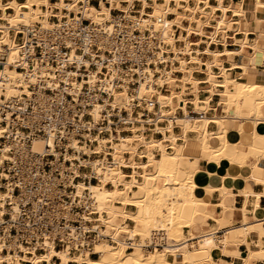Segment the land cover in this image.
Instances as JSON below:
<instances>
[{
  "label": "bare ground",
  "instance_id": "6f19581e",
  "mask_svg": "<svg viewBox=\"0 0 264 264\" xmlns=\"http://www.w3.org/2000/svg\"><path fill=\"white\" fill-rule=\"evenodd\" d=\"M99 1L94 6L90 0H0V48L5 45L8 49L6 66L0 68V81L2 76L6 80L0 84V94L9 98L21 92L29 93L27 86L34 82L36 72L48 68L28 64L21 72L10 67L21 56L19 30L24 32L23 42L29 37L28 30L40 26L56 29L81 19L91 21V26H104L113 31L116 16L120 14H114L116 10L129 20L139 21L141 29L159 32L167 45L162 47V52L171 53L167 57L171 64L169 68H157L158 75L150 71L132 92L127 84L129 78H124L122 89L113 91L111 104L131 113L135 99L148 102L145 107L150 110L149 102L156 101L165 123L152 128L135 123L127 129L129 133L117 130L109 135L90 136L92 141H97L91 146L74 144L77 150L96 154L93 166L100 175L99 182L88 187L95 198L94 210L100 212L106 226L103 232L113 237L115 243L103 238L91 249L71 252L72 245L58 250L47 240L43 253L27 247L23 250H31L32 255L0 252V264H25V261L31 264H221L215 261L212 252L221 246L222 253H227L229 239L217 236L215 230L194 232L196 216H208L207 209L216 207L208 200L214 189L205 185L202 189L206 196L199 194L197 177L218 174L222 161L226 160L238 166H250L256 182L264 184V170L260 166L264 159V131L259 128L264 125V75H252L246 63L232 62L230 67L225 66L224 57L230 59L235 53L243 54L248 42L240 41L241 49L236 51L227 47L226 36L218 39L221 32L238 23L227 17L231 7L224 0ZM244 2L240 3L242 7L232 10L235 16L244 14ZM194 36L197 40L192 39ZM215 44L225 48L214 49ZM252 46L264 56V44L262 48ZM235 68L243 71L235 72ZM196 73L204 76L198 77ZM106 75L113 79L117 71H108ZM203 83L208 91L205 97L200 94ZM189 86L191 94L187 91ZM214 100L216 103L212 104ZM100 108L96 104L91 111L95 121L100 118ZM221 109L224 110L221 112ZM210 111H213L211 115ZM191 112L202 116L190 117ZM228 121L237 123L235 132L240 137H250L253 141L249 144L233 141L229 137ZM211 123L216 125L214 129H210ZM5 128L0 125V137ZM190 131L196 133L195 137H188ZM156 133L161 136L156 137ZM48 142L52 144V138ZM43 145L44 141L39 138L33 148L41 151ZM202 152L209 154L205 160L207 165L215 168L203 169L190 164L189 160L195 158L199 166ZM250 156L254 159L249 160ZM111 159L112 164H108ZM100 164L105 169L99 168ZM227 176L224 172L222 179ZM77 188L80 195L86 185L79 183ZM220 191L225 193L224 189ZM7 197L11 193L0 190V199ZM127 205L136 210L127 209ZM129 219L132 223L126 225ZM253 225L258 233L253 244L245 227L233 229L237 246L245 243L248 247L246 256L232 254L236 263L242 260L243 264H253L262 260L264 264V221ZM155 234H162L166 243L163 247H146V240ZM92 251L99 256H91Z\"/></svg>",
  "mask_w": 264,
  "mask_h": 264
},
{
  "label": "built area",
  "instance_id": "2783aa9c",
  "mask_svg": "<svg viewBox=\"0 0 264 264\" xmlns=\"http://www.w3.org/2000/svg\"><path fill=\"white\" fill-rule=\"evenodd\" d=\"M116 14L113 31L81 19L56 29L40 26L28 30L26 42L22 40L24 32L17 33L22 41L21 56L10 67L21 72L28 64L48 68L36 72L34 82L27 86L29 93L9 98L0 94V125L6 127L0 137V190L11 193V197L0 199L4 203L0 204L2 253L32 255L31 250H23L25 247L43 253L47 240L58 250L70 244L71 252L91 249L103 238L115 243L103 232L106 226L100 212L94 210L95 198L88 187L99 182L100 175L93 166L96 154L77 150L74 144L91 146L97 141L90 136L112 131L129 133L127 129L135 123L149 128L163 125L165 120L156 101L149 102L150 110L145 107L148 102L135 99L131 113L111 101L113 91L125 84L124 78H129L132 92L150 71L158 75L157 68H169L171 64L167 59L171 53L162 52L167 45L159 32L141 29L139 21L127 19L120 11ZM7 50L5 45L0 48L2 69L7 63ZM113 70L117 75L110 79L106 72ZM5 81L2 76L0 84ZM153 86L159 87L155 83ZM96 104L101 106L98 121L91 113ZM39 138L44 145L36 151L33 144ZM79 183L86 188L77 195ZM164 239L162 234H155L146 240V247H163ZM91 256L99 254L92 251Z\"/></svg>",
  "mask_w": 264,
  "mask_h": 264
},
{
  "label": "crops",
  "instance_id": "0c3cea01",
  "mask_svg": "<svg viewBox=\"0 0 264 264\" xmlns=\"http://www.w3.org/2000/svg\"><path fill=\"white\" fill-rule=\"evenodd\" d=\"M241 2L242 0H224V3L231 7L227 12V17L234 19L238 23L231 24L228 31L219 34L218 39L223 40L226 36L227 47L232 50H240V41L244 40L248 42L246 45L249 47L245 45L243 54L235 53L230 59L224 57V64L230 67L232 62L246 63L249 73L254 76H262L264 75V56H262L259 51H255L252 45L255 44L259 48H262L264 44V0H245L243 4L244 14L235 16L232 10L239 8V6L242 7V4H240ZM92 4L98 6L97 3ZM212 48L222 50L225 47L222 44H215L212 45ZM241 71H243V69L235 68V72ZM200 86L203 87L202 84ZM214 103H216L215 100L212 104ZM223 110L224 109H221V112ZM209 113V115H211L213 111ZM226 125L229 128V137L233 141H243V143L246 144L253 141L250 137L242 138L240 134L235 132V128L237 127L236 122L228 121ZM209 127L210 129H214L216 125L211 123ZM259 128L261 131H264V125H260ZM176 132H178V129H176ZM195 134V132L190 131L188 137H195ZM159 136H161V134ZM202 153V160L199 166L195 158L189 160L190 164H196L197 167L203 169H207V167L212 169L215 168L214 166L207 165L205 161L209 154L207 152ZM251 157L254 156H250L249 160L254 159ZM260 166L264 170V159L260 161ZM220 168L219 173L216 175L208 176L203 179L199 176L197 177L199 183L197 191L199 194L206 196V191L202 189L205 185L214 189L211 195L208 196V200L216 205V207L214 209H207L208 212H206L209 214L208 216L205 214L196 216L194 232L199 233L205 230H215L217 236L227 237L230 241L225 248L227 253H222L223 249L221 246L215 249L212 252L214 253L213 256L215 261L221 262V264H243L242 260L236 263L232 254L241 253L243 256H246L248 254V247L245 243L237 246L234 242L236 234L233 229L245 227L248 232V240H251L252 244L256 241L258 233H255L253 224L254 222L264 221V184L256 182L252 174V168L248 165L238 166L237 164L224 160ZM224 172L228 175L226 179H222V174ZM221 189H224V194L220 191ZM128 206L132 205H127V209ZM210 208L212 207L210 206ZM135 210L136 207L131 211ZM245 218H247V221H245ZM127 220L126 225H130L127 223ZM253 264H263V261L256 260Z\"/></svg>",
  "mask_w": 264,
  "mask_h": 264
},
{
  "label": "rangeland",
  "instance_id": "374dc122",
  "mask_svg": "<svg viewBox=\"0 0 264 264\" xmlns=\"http://www.w3.org/2000/svg\"><path fill=\"white\" fill-rule=\"evenodd\" d=\"M210 1V0H209ZM136 8H139L138 7V4H137V7ZM10 10V9H9ZM117 13V11H115L114 12V14H116ZM209 31V30H208ZM193 40H197V37L196 36H194L193 38H192ZM204 47V44H202L201 45V48H203ZM216 48V47H215ZM202 73H196V76H198V77H203L202 75H204V74H202ZM177 75L178 76H182V74L181 73H177ZM203 85V87H201V91H200V94H201V96H203V97H205V96H207L208 95V91L206 90V84H202ZM191 86H189V88H187L188 90V93L189 94H191ZM189 96H191V95H189ZM193 135V134H192ZM156 137H159V135H155ZM128 209H130V210H134L135 209V207H132V206H128ZM129 224H131L132 223V221H130V222H128ZM185 232L186 233H188V230H185Z\"/></svg>",
  "mask_w": 264,
  "mask_h": 264
}]
</instances>
